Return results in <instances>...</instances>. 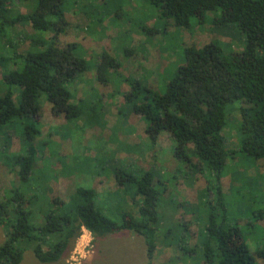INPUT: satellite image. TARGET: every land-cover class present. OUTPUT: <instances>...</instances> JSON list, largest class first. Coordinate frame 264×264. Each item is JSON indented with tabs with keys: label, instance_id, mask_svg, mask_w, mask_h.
I'll use <instances>...</instances> for the list:
<instances>
[{
	"label": "trees",
	"instance_id": "trees-1",
	"mask_svg": "<svg viewBox=\"0 0 264 264\" xmlns=\"http://www.w3.org/2000/svg\"><path fill=\"white\" fill-rule=\"evenodd\" d=\"M32 1L33 7L22 13L20 8L28 7ZM149 1L172 21L169 22L171 25L184 29L190 26L193 17L199 19L211 11H220V17L214 20L232 23L246 41L242 52L229 56H224L214 41L202 46L190 44L184 49L183 61L170 70L172 74L167 82V78L164 79L163 90L156 92L153 100L145 96L133 105L135 113L148 119L145 132L153 145L158 135L167 131L176 141L175 154L185 157L186 165L194 158L210 169L217 188L206 182L207 187L201 189L200 194L205 196V201H212L206 192L214 188L216 196L220 193V171L228 154L233 153L225 148L222 135L226 109L233 102L243 103L239 149L264 160V0ZM63 2L0 0V37L9 40L10 47L14 48L12 56L15 53L14 57L5 60L11 67L6 66L0 72L3 85L0 90V129H6L0 135V145L3 157L11 156L16 165L12 173L8 172L12 177L0 190V225L4 228L0 264H20L27 248L41 263L56 262L80 236L82 228L93 238L130 229L144 237L150 260L158 222L157 205L166 188L163 181L158 183L160 181L151 171L141 166L142 172L132 169L133 162L123 165L122 160L109 165L117 186L128 193L130 201L136 205L135 211L121 212L120 220H114L100 210L103 197H108L105 200L111 202L110 192L100 194L94 188L76 186L68 196L70 208L62 214L56 198L44 196L31 186L30 175L41 149L42 102L49 103L52 114L61 116L69 125H76L83 114L87 115L83 120L87 126L95 119L97 107L104 98L98 95L83 101L82 105L74 98V84L88 71L90 63L75 42L64 46L55 43L68 25ZM18 24H28L34 33L41 35L50 33V43L31 39L23 52L17 51L20 43L14 33ZM109 67L113 71L106 74ZM119 67L116 59L105 53L96 65V80L102 86L108 85ZM166 70L169 69L166 68L164 73ZM133 96L137 95L132 84L123 93L124 101L129 102ZM21 119H31V122L23 129L24 138L18 152L12 154L7 146L15 133L16 121ZM68 165L63 164L62 168ZM76 165L84 167L88 163ZM194 167L201 170L199 166ZM35 205H39L36 212ZM252 223L257 225L254 219ZM248 225H252L249 220L244 226ZM238 226L235 222L223 227L210 215L195 233L197 241L190 244L193 247H185L192 237L191 231H188V239L180 235L179 242L183 244L184 252L188 251L194 257L195 264H264V245L250 249ZM258 227L264 230V225ZM196 246L201 254H193Z\"/></svg>",
	"mask_w": 264,
	"mask_h": 264
},
{
	"label": "rangeland",
	"instance_id": "rangeland-1",
	"mask_svg": "<svg viewBox=\"0 0 264 264\" xmlns=\"http://www.w3.org/2000/svg\"><path fill=\"white\" fill-rule=\"evenodd\" d=\"M33 4L29 2L28 7L22 6L20 11L24 13ZM63 7L68 25L55 43L64 46L75 42L90 63L88 71L74 84V98L80 105L98 95L104 98L97 107L95 119L87 126L83 122L87 115L83 114L76 125H69L61 116L52 114L49 103L42 102L41 149L30 175L31 186L44 196L56 198L62 214L70 208L68 196L76 186L94 188L100 194L110 192L111 202L103 197L99 208L114 220H120L125 210L135 211L136 205L132 204L128 193L117 186L109 167L113 162L122 160L123 165L133 162L132 169L142 172V167L151 171L166 188L157 205L158 222L150 260L144 237L130 229L110 232L100 238H93L82 229V238L79 236L58 261L41 263L27 248L20 264H193L194 257L184 252L179 236L189 238L188 231H191L192 237L185 247H193L190 244L197 241L195 233L210 215L223 227L238 222L250 249L264 245V230L258 227L264 225V160L239 149L243 103L235 101L226 109L222 135L225 148L233 153L228 154L220 171V193L216 196L214 188L206 192L212 201H205V196L200 194L201 189L207 187L206 182H215L205 163L193 158L191 167L190 163L186 165V158L175 154L176 141L167 131H162L153 145L145 132L148 119L133 111V105L141 97L152 99L156 92L163 90L172 74L170 70L183 61L187 46L214 41L224 56L238 55L245 49L242 33L232 23L215 21L220 17V11L216 10L199 19L193 17L186 29L175 27L149 0H64ZM50 36V33H34L28 24H18L14 33L20 43L17 51L23 52L31 39L48 44ZM9 43L8 39L0 37V72L6 66L11 67L5 62L14 51ZM105 53L114 57L120 67L111 82L102 86L96 80L95 68ZM166 68L169 70L164 73ZM112 71L109 67L106 74ZM132 84L137 96L126 103L123 93ZM2 88L0 79V90ZM30 122L31 119L16 121L15 133L7 146L12 154L18 152L24 138L23 129ZM5 132V128L0 129V135ZM2 149L0 145V190L12 177L8 172L12 173L16 166L11 156L3 157ZM79 162H87L88 166L76 165ZM63 164L69 165L62 168ZM213 187L217 185L213 183ZM38 206H34L35 212ZM248 220L252 225L244 226ZM86 235L88 239H84ZM3 239L4 228L0 225V244ZM193 249V254H201L197 246Z\"/></svg>",
	"mask_w": 264,
	"mask_h": 264
},
{
	"label": "clouds",
	"instance_id": "clouds-1",
	"mask_svg": "<svg viewBox=\"0 0 264 264\" xmlns=\"http://www.w3.org/2000/svg\"><path fill=\"white\" fill-rule=\"evenodd\" d=\"M84 239H88V237H87V235L84 237ZM77 251H80V249L79 248H77ZM70 259H75V257H71Z\"/></svg>",
	"mask_w": 264,
	"mask_h": 264
},
{
	"label": "built area",
	"instance_id": "built-area-1",
	"mask_svg": "<svg viewBox=\"0 0 264 264\" xmlns=\"http://www.w3.org/2000/svg\"><path fill=\"white\" fill-rule=\"evenodd\" d=\"M82 229H85V228H82ZM81 231H82V230H81ZM87 231H88V230H87ZM88 232H89V231H88ZM82 236H83V235H81L80 237L82 238ZM87 244H88V243H86V246H87ZM84 247H85V245H84Z\"/></svg>",
	"mask_w": 264,
	"mask_h": 264
}]
</instances>
